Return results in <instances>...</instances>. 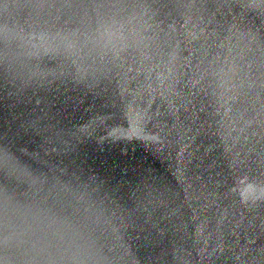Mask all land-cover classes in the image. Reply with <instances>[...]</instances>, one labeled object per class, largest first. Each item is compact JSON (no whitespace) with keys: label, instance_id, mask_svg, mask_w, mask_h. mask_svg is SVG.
Returning <instances> with one entry per match:
<instances>
[{"label":"water","instance_id":"1","mask_svg":"<svg viewBox=\"0 0 264 264\" xmlns=\"http://www.w3.org/2000/svg\"><path fill=\"white\" fill-rule=\"evenodd\" d=\"M0 264H264V0H0Z\"/></svg>","mask_w":264,"mask_h":264}]
</instances>
